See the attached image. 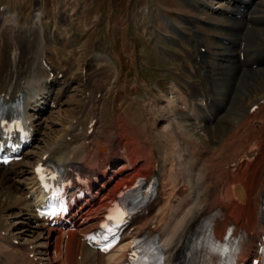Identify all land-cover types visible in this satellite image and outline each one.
<instances>
[{"label":"rangeland","instance_id":"obj_1","mask_svg":"<svg viewBox=\"0 0 264 264\" xmlns=\"http://www.w3.org/2000/svg\"><path fill=\"white\" fill-rule=\"evenodd\" d=\"M252 8L253 11L251 15L249 14L250 17L254 18L255 22L260 21V23L250 28L247 32V40H249V53L247 58L249 60L252 58L253 53L264 43V0L257 1V4ZM2 12H9L11 19H17L16 23H14L16 24L14 29H11V26H13L12 23L4 21L2 19L4 17L3 15L0 17L1 26L7 22V26L9 27L8 30L6 26L7 31H14L15 35L20 34L23 38H29L30 41L36 38L34 51L39 53V58L32 64L31 69L34 68L32 69L33 71L31 70L29 85L32 86L33 84L34 87L35 85L36 87L39 85L37 89L40 88L41 94L39 93L37 96L30 92L34 96H28L27 98L32 100L35 98L34 100H38L40 103V101L42 102L46 99L40 98L42 92L47 98L50 96L49 94H51L52 98L58 95V100L55 101V107H48V100L46 99V102H42L44 105L41 106L39 112L36 109L33 110V112L36 111L35 119L37 121H34V125L36 132H38L35 137V142L23 153L22 159L12 167L20 164L31 167L47 148L58 147L62 149L66 147L62 141H65L67 145L68 143L73 144L71 143L73 138L69 135L75 137L81 134L82 126L79 125L82 122L85 123L88 115H95L97 122L94 134L97 141L100 140L99 142L101 143L107 142L104 145L109 150L120 142L121 145L125 143L123 147H126L129 139L133 143L135 140L138 142L140 141V137L141 141L139 143L135 142L134 145L128 146L134 150H158L160 146L165 144L164 142H170V134L176 130L180 135L184 133L182 134L184 139L188 137V134L197 138V148L192 150V153H196L193 158L196 159H194L195 162H200L199 165L206 164L207 159L212 156L213 165L218 166L221 163L218 167L222 166L223 168L226 166L225 163L229 165L235 158L241 156V153H238V155L237 152L225 150L221 152L216 149H220L226 137L234 132L238 123L239 125L241 123L243 124L250 105L256 103L257 100L261 101L264 99V64L256 65V68L250 71L251 73L249 71L239 73L241 70H239L236 64L232 66L233 68L231 65L211 66V68L214 66V70H211L212 74L210 76L211 82L209 87L207 88L206 84H202L200 89L195 90L194 93L195 98L198 100L204 96L212 98L210 106L212 109L220 111L219 114L221 116L220 121L215 126L210 123L201 126L197 125L196 117L194 116H197V113L198 116H202L200 114V107L205 108V106H202L204 104L207 106L206 109L209 110L208 104L202 102L194 104L196 109V112L193 114L194 116L191 113V108L188 107L190 103L187 105H179V109L188 111L192 115L196 125L186 120L189 117L178 109L179 114L175 121L173 112L178 106L177 95L175 94V96L173 94L175 90L173 93H169L168 96H163L170 108L169 113L172 115V117L168 115L165 122L157 121L161 115L160 112L157 113V110H159L158 106L152 108L147 105L145 109L148 110V115L141 116L138 107L135 108L131 101L136 93L139 96L147 92V96L150 97L151 93L154 92L152 90L154 84L165 89L170 80H173L180 86L182 85L180 84L181 78H186L182 68L178 67L175 60L174 64H170L169 61L172 59L170 54L160 48V46L169 48V50L172 48L170 44H167L164 37H161V34H164V36L167 34L163 20L166 21L168 18L176 22L178 21L176 20L177 16L179 19L177 25L183 28L182 22L188 19L189 16H194L184 7V0H176L175 2L173 0H0V15ZM39 12L42 13L41 21L39 19L37 20L35 16ZM194 17L206 23H226L223 22V19L216 20L207 15ZM6 18L9 19L8 15H6ZM243 23L234 24L243 25ZM1 26L0 30H2ZM239 27L241 28V26ZM206 29L201 28L203 33L223 36L221 32L210 33ZM237 33L234 37L240 35V32L238 35ZM3 39L4 37L2 38L1 36L0 48H2ZM43 59L53 70L63 75V77L57 78L56 82L47 84L44 90L43 84H39V80H47L49 77L47 73H44L46 70H41L40 61ZM104 59L111 60L115 66L110 61L104 63ZM39 72H43V75ZM238 79L240 81L239 88L235 86ZM144 85H148L147 91L141 90ZM135 86L139 87L136 91ZM233 89L234 92H237L233 93L231 91ZM231 92L235 94L233 98H231ZM86 93H89V97ZM171 96H174V103L169 99ZM142 97L144 96L142 95ZM39 103L35 104L41 105ZM228 103H230L229 106L231 108L226 111V104ZM159 106H165V103ZM262 108H264V105ZM160 109L166 110V107ZM31 115L33 116L34 114L31 113ZM262 115H264V112L259 116L261 118L256 117L254 119L256 122L251 123L250 127L256 129L257 127L263 126L259 121L262 117L264 119ZM139 116L141 124H144V126L142 125L143 131H146L143 133V136L139 129L137 132V127L134 124ZM212 117L216 119L214 118L215 116ZM181 120L183 122L178 123ZM162 123H165L161 127L163 132H159V130L154 132V129L156 127L159 128ZM187 123L188 125L186 126ZM176 125H185L184 127H186L187 132H184V128L180 129L178 127L180 130L175 128ZM151 128H153V132H151ZM154 136L157 142L154 140ZM176 137L179 138V136ZM161 138L165 139L162 140ZM158 139L159 141L162 140L161 144L158 142ZM142 140L145 141L142 142ZM141 142L144 146L139 145ZM59 143L60 145L57 146ZM70 144L67 146L68 148L72 146ZM180 144L182 145L179 138L174 146L180 147ZM174 152L171 153V158H173L172 163H175L173 164V170L176 176L175 180H178V174L180 175V168L182 166L179 167L181 165H179L180 162L178 160L179 154L176 152V156ZM183 157L187 158V156H181V158ZM188 158L191 159L192 157L188 155ZM245 163L249 164L250 162H244V165ZM198 172L199 170H196L194 173L195 179L199 178L202 170H200V173ZM206 172L204 174L205 177L202 179L204 181L207 180L205 182H215L214 176L217 173L214 176L208 177L206 176ZM131 173L133 174V172L129 171L122 173L121 176L114 179L113 185L120 182L121 179L124 182H128L131 180ZM196 174L198 178H196ZM145 175L148 179L149 173L145 172ZM11 176H17L15 179L17 182L12 179L10 183L18 184L19 190L13 192L11 195L6 193L5 189L0 193V235L17 238L14 241L11 240L13 242L11 244L17 247L23 244H30V249L34 246L41 247L44 244L42 240L44 232L40 230V222H35L34 219L37 213L33 210L32 205L36 196L33 194L34 189L32 191L29 188L31 186L26 185L29 175L23 173L18 177V172L15 171ZM16 198H21V201H16L15 204L13 203L14 205L11 203L12 206L8 207L10 205H8L10 199L15 201ZM172 223L174 221H171L170 225ZM7 231H9L10 235ZM162 235L163 237L165 236L164 233ZM49 257L43 254L38 255V259L42 261L41 264H49L47 260Z\"/></svg>","mask_w":264,"mask_h":264},{"label":"bare ground","instance_id":"obj_2","mask_svg":"<svg viewBox=\"0 0 264 264\" xmlns=\"http://www.w3.org/2000/svg\"><path fill=\"white\" fill-rule=\"evenodd\" d=\"M2 15L4 16L2 19L12 23L13 26H11V29H14V26L16 25L14 23H16L17 19H11L9 12H2L0 17ZM6 15H8L9 19L6 18ZM35 16L37 20L39 19L41 21V12L37 13ZM7 22L2 26L0 24L1 29L3 30H0V33L2 38L4 37L2 40V48H0V98L3 100H6L7 98L13 100L17 93H23L26 98L34 95L38 96L41 91L40 88L37 89L39 85H37L38 87H36V85L34 87L33 84L32 86L29 85L31 72L34 68L31 69L32 64H34L35 60L39 58V53L34 51V47H36V38H33L32 41H30L29 38H23L20 34L15 35L14 31H7ZM8 28L9 27L7 26V29ZM10 38L12 39L11 41ZM104 61V63H108L110 60L104 59ZM38 71L40 70L38 69ZM39 73L43 75V72ZM44 73L46 74V72ZM30 92L34 95L30 94ZM44 98L47 99V97ZM46 99L43 102H45ZM169 99H171L173 103L175 102L174 96L169 97ZM33 103L34 105H32ZM35 103H39L38 100H34V102L30 103V105H32L30 108L32 111L36 109V111L39 112L41 109L39 107L36 108L37 106ZM204 103L206 102L204 101ZM263 105L264 101L262 104L258 105L256 110L250 115L247 113L243 124L241 123L239 125L238 123L234 132L226 137L220 149L216 147L218 148L216 150L221 152L225 150L237 152V154L241 153L239 158H235V160L229 165L225 163L226 166L224 165L225 167L223 168L222 166L218 167L221 163L218 166L213 165L212 156L207 159L206 164L203 163L199 165L200 162H195V158L193 157L196 153H192V150L197 148V138L188 135V137L184 139L182 135L184 133L180 135L176 130L170 134V142H164L165 144L163 143V146H160L158 150L152 152L144 149L145 151L142 150L140 152V156H134L138 154L134 150L131 151V149H126L121 155L119 152H111L109 155L105 149L106 145L104 147V144L107 142L101 143L99 142L100 140L97 141L94 132L88 136V134L83 131L84 133L74 137L76 138V143L69 146V148L67 146L62 149L58 147L47 148L41 153L37 162L31 167L22 166L21 164L12 167L14 165L13 163L9 164L7 167H4L3 165L0 166V193L5 189L6 193L11 195L13 192L19 190L18 184L10 183L12 179L15 180L17 178V176H11L15 171L18 172V177L23 173L28 174L29 179H27L28 183L26 185H30L31 187L29 188L31 190H37L33 175L34 166L41 161L55 159L57 156L60 157L61 165L65 167L76 165L97 166L100 164V161H102L104 162L102 165L104 166V169H106L111 164L117 165V163L123 162V164L117 169L111 167L109 172H102L101 175L103 181L96 190V194L101 197V200L94 209L95 212L100 211L101 209H104L105 211L108 207L109 203H106V199H111V197L116 194L117 189L121 186L122 179L120 182L112 185L114 179L117 176H120L121 173L127 171L131 172L133 170H136L137 172L143 171L144 173L148 172L149 175L148 179L146 178V182L150 181L149 176L155 177L158 182L156 194L152 202L148 205L147 212L145 214H140L131 224H129L122 234L120 245L113 253L104 255L92 250L82 237V235L88 233L90 229L97 227L102 216L91 217L86 225L76 224L75 228L72 230L67 229L65 225L51 227V224L47 220H40L38 215H35V222H40V230L44 232V235L42 236V240L44 241L43 246H34L30 249V244H23L17 247L11 244V242L17 238H9L7 236H2L1 234L0 264H41L42 261L38 259V255L41 254L46 255L47 257L50 256L49 259H47L49 264L118 263L124 259L129 246L135 238L143 235L145 238L144 242H147L152 240L154 235H157V232L165 234L163 237V244L167 250L165 252L164 264H222L229 259L231 251L214 253L212 249L208 248V242L214 241L215 239L222 240V238L228 234V229L230 228H233L232 235H235L241 229L246 230V233L248 234L247 250L250 247L255 246L253 255L256 254L257 246L255 245V240L261 235L260 225L264 221V209L261 208L264 204L263 117V120H259L263 126L257 127L256 129L250 126L251 123L256 122L254 119H256V117L258 118L261 113L264 112V108H262ZM202 106H205V108L200 107V114L202 116H198V113L197 116L193 115L196 112L194 103L189 104L188 106L191 108L192 115L196 117L197 125H201L205 119L211 117V113L206 109L207 106L204 104ZM247 115H249V118ZM34 123L35 122H33V125ZM140 123L141 122L136 121L134 124L143 136V133L146 131H143L142 125L144 126V124L140 125ZM167 125H169V123H167ZM184 126L185 125L177 126V128L179 127L180 129H183ZM117 129L119 128L117 127ZM170 131L172 130L170 129ZM176 136H179L180 142L182 143V145L180 144V147H178V143L177 147L174 146L175 142L179 139ZM145 137L143 138L145 139ZM159 139L158 142L161 144V141L165 138L160 141ZM154 140L157 142L155 136ZM140 141L136 142L135 140L136 143H139ZM144 141L142 140V142ZM142 142L140 144H143ZM139 145L137 144V146ZM173 151H175L174 153L177 152L179 154L178 160L180 162L179 165H181L178 166H182L180 168V175L178 174V180H175L176 176L175 171L173 170V164H175L174 162L172 163L173 158H171V153H173ZM188 155L193 158V161L192 158H188ZM181 156H187V158H181ZM44 157L46 158L44 159ZM133 158H141L142 160L139 162ZM247 161L250 163H245L244 165L243 162ZM17 168L18 170H16ZM196 170H199L198 173L202 170L199 178L196 174V178L198 179L194 178ZM205 172L208 177L214 176L215 173H217L214 176L215 182H205L207 180L204 181V179H202L205 177ZM137 175L140 174L137 173L134 176ZM236 186L240 189L238 195L241 196V199L234 195V188ZM147 193H150L149 189L147 190ZM123 197L125 199L135 200L137 198V193L128 192L123 194ZM16 201L20 202L21 198H16L15 201L10 199L8 202V205H10L8 207L14 205ZM89 212L90 210H86L84 206H80L70 215V218L76 220L79 215L88 216ZM104 213L105 212H103V214ZM172 218L173 220H171ZM171 221H174V223L170 225ZM211 232L213 237L210 236ZM233 242L235 241L231 240L229 243ZM143 244L150 249L149 244ZM142 249L138 246L133 249V251L136 252V257L131 258L133 264H140L145 261L146 255ZM244 249L245 248L241 249L240 254ZM250 252L251 250L249 249V253ZM30 255H33V257L30 258ZM254 258L256 257L254 256Z\"/></svg>","mask_w":264,"mask_h":264},{"label":"snow or ice","instance_id":"obj_3","mask_svg":"<svg viewBox=\"0 0 264 264\" xmlns=\"http://www.w3.org/2000/svg\"><path fill=\"white\" fill-rule=\"evenodd\" d=\"M37 171L39 172L40 169L38 168ZM123 215H124V213H120L118 218H121V219H122ZM110 247H112V245H108V246H107L105 249H103V250L107 251L108 248H110ZM222 251H223V252H227L228 249H227V248H224ZM233 251H235V249H233ZM133 257H136V252H135V251H133V252L130 254V259L133 258ZM137 259H139V258H137Z\"/></svg>","mask_w":264,"mask_h":264}]
</instances>
